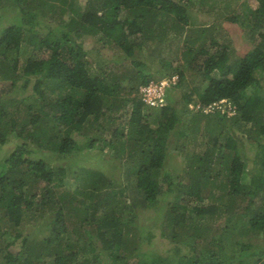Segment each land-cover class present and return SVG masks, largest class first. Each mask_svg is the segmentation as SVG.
<instances>
[{
    "label": "trees",
    "instance_id": "trees-1",
    "mask_svg": "<svg viewBox=\"0 0 264 264\" xmlns=\"http://www.w3.org/2000/svg\"><path fill=\"white\" fill-rule=\"evenodd\" d=\"M77 1L0 0V143L14 144L0 158V264H264V0L226 16L241 18L259 38L234 58L210 28L184 34L189 24L205 23L166 7L169 0ZM197 1L202 11L217 4ZM6 6L19 12L5 13ZM172 31L183 38L187 62L162 60L168 65L155 80L187 69L222 74L190 91L171 85L164 105L148 111L140 87L154 78L140 69L126 88L120 79L130 76L108 72L101 51L118 46L125 62L143 67L131 60L138 46ZM209 39L220 55L211 54ZM31 82L32 92L16 99ZM198 135L207 150L186 155L192 162L164 183L171 151L191 149ZM244 140L259 147L251 166L238 146ZM69 166H76L71 185ZM123 167L127 176L111 173ZM169 193L175 200L158 209ZM154 206L171 256L147 251L159 226L138 221ZM141 247L154 259H143Z\"/></svg>",
    "mask_w": 264,
    "mask_h": 264
},
{
    "label": "rangeland",
    "instance_id": "rangeland-1",
    "mask_svg": "<svg viewBox=\"0 0 264 264\" xmlns=\"http://www.w3.org/2000/svg\"><path fill=\"white\" fill-rule=\"evenodd\" d=\"M86 1L87 0H78L77 2H79L82 6H85ZM197 4H198L197 0H193V2L191 3L185 2L184 0H169L168 3L166 4V7L182 9L183 12H185L187 16L190 17L191 21L195 19L197 24L205 23L204 25H194V26H193L194 23H192L191 25L189 24L184 34L187 35L188 31L192 29L193 27H199L200 29L210 28L211 29L210 32H212L211 36H213L216 39V41H218L220 44L221 43L230 44L231 51H232L230 53L231 58L243 56L248 50L253 48V46L255 45L253 40L258 41L259 35L257 36L258 39H255L254 36H252V31L250 27H248V25L246 24H243V21L241 20V18H239V21L237 22H232L226 19V16L228 15L232 16L238 13L242 15L244 13L243 11H245V9H247L248 7H257L258 5L257 0H217V4L215 6H206L204 11H202ZM5 8H4L6 10L5 13L7 11L19 12V9L17 7L11 8V7L6 6ZM171 14L173 17L175 16V13H171ZM10 15L4 16V17L5 18L11 17ZM66 18H68V16ZM214 20L217 21L218 25L217 23L215 24L214 22H212L214 25H210L211 21H214ZM41 28L43 31H46L47 29L45 25H42ZM179 33L180 32L172 31L168 34V37L156 38V40H154L152 43H149V44L148 42H146L145 44H140L137 48L136 56L133 57L131 60L134 59L136 61H141L145 63L143 67L130 65V63L125 62V60L123 59V54L119 50L118 46L113 47V49H111V47L108 46L109 48L107 50L103 49L101 51L103 54H105V56L103 55L105 59L110 61V62L108 61L109 62L108 63L109 66L107 68L108 72L114 71L119 76L125 73L128 74L130 77L120 79V82L122 81L121 84L125 86L126 88H128L130 84L133 81H135V79L132 76L135 75L140 69L146 71L149 76L154 78V80L157 78L159 79L161 70L164 69L168 65L165 61L163 62V65H162V60H166L168 62L172 61L175 67L177 66L184 67L183 63L186 64L187 59L182 58V51L184 50L183 47L185 46L183 43V38L181 37ZM219 43L215 42V40H212V39L208 40L207 47L210 49L211 54L220 55L221 52H220ZM92 45L93 43L89 42L87 44V47H92ZM186 47L189 48L188 45H186ZM29 48H30L29 46L25 47V53L22 56V60L25 59L27 54L28 55L30 54ZM45 51H47L46 52L47 54L49 52V49H46ZM131 60H128V61L130 62ZM117 61H119V63ZM221 74L222 73L220 72V70H215V71L209 72L206 78V77H203V75L197 74L196 72H192L187 69L186 72L182 71V72L177 73V75H179L178 84L182 82V84L184 85L185 83L184 91H190V89H192L193 87H201V88L204 87L203 85H206L207 81H209L211 77H219L221 76ZM124 79L125 81H123ZM180 87L183 88L182 85ZM8 88H10V86H8ZM32 90H33V82L28 84V87L24 93L21 90H18L16 93H14V96L16 99H20L24 95L30 94ZM45 91L51 92L49 89H45ZM180 91L181 90L173 91L174 97L180 96L181 95ZM251 91L247 93V96L250 95ZM65 95H67V93ZM155 108L156 107H152L149 109L148 107L147 109L148 111H151V110L154 111L153 109ZM229 114H234L233 110L230 111ZM185 116L189 117L188 115H185ZM198 136H199L198 138H194V141L196 143H195V146H191V149H188L185 151L182 150L181 152L171 151L170 159L168 163L166 164V167L164 168V173L163 175L161 174L162 180H164V183H166V180H172L171 175L173 174L174 171L177 170L180 173L183 170V168H187V165L192 162V159L186 158V155L192 156L194 153L203 154L205 149L207 150L208 147L204 143L207 138L205 139L204 137L200 135ZM172 138L173 140L171 139L172 140L171 145L178 140L176 136H173ZM9 139L13 141L15 137L10 136ZM179 142L180 144H182L183 142L182 139L179 140ZM7 144L8 145H1L0 143V158L13 149L12 147L14 146V144H12L11 142H8ZM238 146L243 150V152H247L248 155L250 156L251 158L250 166L253 165V163L258 161L259 147L256 143L252 145L249 143V140H244L243 142H239ZM171 147L173 148L174 144ZM99 150H100L99 148H96L95 150L93 149L92 152L95 153V152H98ZM106 150H109V148H106ZM94 153H92V155ZM80 156L82 157V155ZM95 162H96L95 160H92L88 162L89 164L88 163L87 164L91 165L94 163V165L97 164L98 167L100 165V167L105 168L104 166L101 165V163H98V162L95 163ZM55 163L57 164V161ZM71 164H72V161H71ZM250 168L251 167H249V169ZM64 170L66 172V176H68L67 177L68 184L71 185L74 181V171L76 170V166H72V168H70L69 166L65 168ZM116 172L118 173V175L120 174L121 177L127 176L126 168L124 169V167L120 169L113 168L111 170V173L113 174ZM164 174L166 175V177L164 176ZM251 177H252V174H248L246 180L249 181ZM122 184L125 187L127 183L123 181ZM125 198H127V196H125ZM191 199L192 200H187V197H183L180 200H181V203L192 201L190 203V206H195V204L198 202V199L197 198H191ZM173 200H175V193H169L167 194V197L165 195V199H163L162 197L158 198L155 205L157 206L158 209L164 210V208H166L167 202L173 201ZM156 206H154V208H152L150 211H145L141 213L142 215L139 217V219L141 220L138 221V223L141 224L143 222H146L145 224H147V223L153 222V223H156V225L158 224L157 226L159 227L155 230L156 236L151 240L153 241V243L150 242L147 248V251L151 252L153 250L152 252L171 256L173 254L171 253L169 254L167 252L170 247V244L168 243L167 240H165L163 237L160 236V231L161 229H164L166 227V224H164L163 221L161 222L160 220H157V221L155 220V215L157 214ZM46 218L47 216L44 219ZM168 229L170 230L171 228H168ZM36 232L37 231H35V233ZM42 234L37 232L36 237H35V234L33 235V237H35L36 239H41L43 238ZM144 236L147 237V235H144ZM140 250L142 253L141 257L143 259H146L149 261L154 259V255L153 256L150 254L146 255V253L143 252V250H146V248L141 247ZM106 262L109 263L110 261L106 259Z\"/></svg>",
    "mask_w": 264,
    "mask_h": 264
},
{
    "label": "built area",
    "instance_id": "built-area-1",
    "mask_svg": "<svg viewBox=\"0 0 264 264\" xmlns=\"http://www.w3.org/2000/svg\"><path fill=\"white\" fill-rule=\"evenodd\" d=\"M179 75L160 80H151L148 84L140 87V94L148 107H159L164 105L167 88L178 83ZM206 111H208L206 109Z\"/></svg>",
    "mask_w": 264,
    "mask_h": 264
}]
</instances>
